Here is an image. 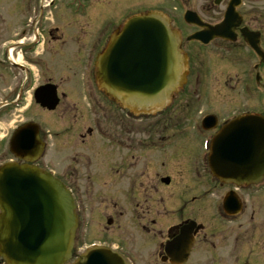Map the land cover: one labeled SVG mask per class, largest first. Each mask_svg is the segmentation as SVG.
<instances>
[{"label": "flooded vegetation", "instance_id": "1", "mask_svg": "<svg viewBox=\"0 0 264 264\" xmlns=\"http://www.w3.org/2000/svg\"><path fill=\"white\" fill-rule=\"evenodd\" d=\"M148 12L177 32L185 82L141 114L100 88L95 61ZM236 78L249 106L210 111L223 94L236 100ZM192 96L210 137H123V126L105 135L110 103L155 128L157 116L185 118ZM243 113L264 117V0H0V166L34 165L69 191L77 226L66 264L99 247L128 264H264V178L221 181L209 161L213 136Z\"/></svg>", "mask_w": 264, "mask_h": 264}, {"label": "water", "instance_id": "2", "mask_svg": "<svg viewBox=\"0 0 264 264\" xmlns=\"http://www.w3.org/2000/svg\"><path fill=\"white\" fill-rule=\"evenodd\" d=\"M96 80L114 102L135 113L163 107L184 82L179 39L166 19L156 13L129 18L98 55ZM214 137V176L238 184L261 178L264 117L238 116ZM75 228L71 195L58 179L34 166L0 167V257L6 264H65ZM74 264L127 263L116 252L94 248Z\"/></svg>", "mask_w": 264, "mask_h": 264}, {"label": "rangeland", "instance_id": "3", "mask_svg": "<svg viewBox=\"0 0 264 264\" xmlns=\"http://www.w3.org/2000/svg\"><path fill=\"white\" fill-rule=\"evenodd\" d=\"M197 67V65H196ZM238 83L236 84L235 90L236 93V100L226 101L229 100L230 97H232L233 94H223L225 95L226 100H222L223 97L220 99L215 98V100L209 101V110L212 112H215L216 114H221L222 116H225L227 113L232 112V110H235L238 112L244 111L247 106H249L248 99L242 100L241 94H240V84L239 81L242 82L243 78L238 80ZM221 96V95H220ZM191 100H188V109L186 110L187 116L184 118L181 116V110L180 115L178 116L177 120H175L173 116L170 117V119L165 122V114L163 116H157V121L155 128L150 127L148 124L152 122V118L142 117L141 121L137 120L136 118L133 119L132 117L127 118L125 115V111L119 110L118 106L115 104L110 103L109 104V110H108V121L107 126L104 129L105 135L107 137H118V134H122L120 127H127L129 129L128 136L123 135V137H160V135L169 134V137H176L175 140L180 141L181 137H199V140L201 141L203 137L211 136L210 130L203 131V129L200 127V119L201 114H199L197 111L198 107H194L193 101L194 96L190 98ZM179 107V106H178ZM204 111V110H203ZM163 124L168 125L169 129L164 130L163 128L160 129V126ZM64 124H57L54 126V129H60V128H68V125L64 126ZM93 125L90 124V127ZM93 129H95V124L92 126ZM122 128V127H121ZM72 127L69 129L71 130ZM165 132V133H164ZM83 241L86 243L89 242L87 238H84Z\"/></svg>", "mask_w": 264, "mask_h": 264}]
</instances>
